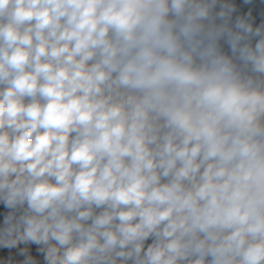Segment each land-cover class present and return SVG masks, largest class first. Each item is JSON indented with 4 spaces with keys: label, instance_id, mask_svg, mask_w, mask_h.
<instances>
[{
    "label": "clouds",
    "instance_id": "9594fccd",
    "mask_svg": "<svg viewBox=\"0 0 264 264\" xmlns=\"http://www.w3.org/2000/svg\"><path fill=\"white\" fill-rule=\"evenodd\" d=\"M0 264H264V0H0Z\"/></svg>",
    "mask_w": 264,
    "mask_h": 264
}]
</instances>
